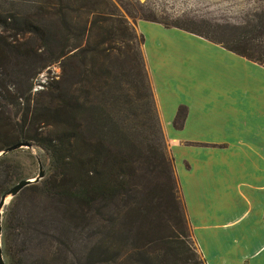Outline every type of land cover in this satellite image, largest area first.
Segmentation results:
<instances>
[{"label": "trees", "instance_id": "1", "mask_svg": "<svg viewBox=\"0 0 264 264\" xmlns=\"http://www.w3.org/2000/svg\"><path fill=\"white\" fill-rule=\"evenodd\" d=\"M113 6L109 0H38L23 11L0 12V153L25 143L50 161L48 175L10 202L26 190L49 200L62 210L65 235L84 227L94 233L97 219L116 221L103 231L105 262L114 238L130 240L132 264H203L187 240L191 232L142 53L144 37ZM183 30L264 67V11L227 42ZM27 39L35 44L25 46ZM112 42L121 45L110 56ZM52 63H58L57 78L46 77L33 90L36 74ZM184 115L179 106L175 129ZM11 152L0 155V197L18 178ZM26 229L15 200L2 235L10 264H77L69 256L71 241L61 249L63 258L30 260ZM147 240L162 253L143 251Z\"/></svg>", "mask_w": 264, "mask_h": 264}, {"label": "crops", "instance_id": "2", "mask_svg": "<svg viewBox=\"0 0 264 264\" xmlns=\"http://www.w3.org/2000/svg\"><path fill=\"white\" fill-rule=\"evenodd\" d=\"M156 25L176 39L156 44L179 72L169 63L172 72L155 75L145 39L142 50L199 252L205 264H264V67L196 34ZM188 46L210 49L247 73L203 75ZM179 106L185 115L175 129Z\"/></svg>", "mask_w": 264, "mask_h": 264}, {"label": "rangeland", "instance_id": "3", "mask_svg": "<svg viewBox=\"0 0 264 264\" xmlns=\"http://www.w3.org/2000/svg\"><path fill=\"white\" fill-rule=\"evenodd\" d=\"M37 1L38 0H0V12L4 13L12 10L23 11L25 7H30L32 2ZM109 1L114 5L113 11L115 13L123 16L127 23L133 27L137 33H140L141 31L144 35L147 47L149 48L148 51L150 54L151 68L155 75H167L169 71L179 72L178 63L176 61L175 63L173 60L170 61L162 51V48L157 47L159 45L156 44L161 41L169 42V40L176 39L156 24H160L164 27L178 26L199 33L212 40L227 42L229 41L228 37H230L232 33L239 32L240 27L248 25L251 21H255L257 16L264 11V0ZM109 8H111V6ZM2 30L3 27L0 26L1 33L3 32ZM6 35L7 32H4V36ZM31 40L27 39L23 44L28 47L34 45L35 43ZM119 45L121 44L118 42H112L109 44L110 56L115 54V50L112 47H119ZM188 47L193 51L191 46ZM188 52L191 53L190 51ZM193 55L201 58V60L197 61L196 65L199 64L202 66L201 72L203 75H243L244 73H247L246 68L243 65H239L238 63L233 65L230 63H223L222 60H219L218 55L215 56L214 52L210 49L205 50L202 47L196 46ZM169 63H173L177 68L171 71V68L174 67V65H169ZM39 64L40 62L37 61L33 67L37 68ZM182 66L185 67L184 64H182ZM186 72H188V70H186ZM189 72L194 73L193 70H189ZM232 72H234V74H232ZM59 73L60 69L58 63L49 64L45 69L36 74V77L34 78V87L36 89L41 88L39 83H42L46 77L56 76L55 78H57ZM35 88H33V90H35ZM248 102L249 106H253L257 103L252 97L249 98ZM162 131L165 138L166 151L169 157L172 158L173 156L170 149L171 144L168 143L163 127ZM7 157L11 161L18 163L16 170L18 178L15 182H12L11 185H14L22 179H33L36 177L38 174L39 163L42 165L44 175L46 176L49 173L50 161L48 154L37 146L18 148L11 153H8ZM172 163L175 172L174 162ZM182 179L184 181V178ZM184 185L186 186L185 183ZM179 194L182 198L180 191ZM11 199H8V203L2 208V235L4 230V220L8 209L16 200L25 227L27 228L25 231V238L30 240L29 246L31 247V250L28 252L30 260L36 261L45 258L47 261H52L53 258H59V255L63 258L64 255H62L63 252L61 249H64L65 245L71 241L69 246V256L76 261L77 264H132V256L135 252L133 246H131L130 240H117L114 238L108 242V255L110 260L109 262H105V255L107 254L102 252V249H104V247H102V245H104L102 244L104 238L103 231L107 229L110 231L111 229L113 230L114 226L117 224L116 221L109 220L108 222H105L97 219V223H95V226L98 227L96 232L91 233L84 227L80 232L75 231L71 234L65 235L62 232V225L60 222L62 210L58 208L54 209L49 200L39 197L32 191L28 190L23 191L12 202H10ZM174 230L175 231H172L170 229L173 233H179L178 230ZM161 233L163 234V232ZM187 240L190 249L194 251V253L202 259L203 264H205L192 234L191 239ZM97 246H100V248ZM141 249L150 253H162L158 246L153 248L148 243V240L146 241L145 246ZM4 259L7 264H10L6 256H4Z\"/></svg>", "mask_w": 264, "mask_h": 264}, {"label": "water", "instance_id": "4", "mask_svg": "<svg viewBox=\"0 0 264 264\" xmlns=\"http://www.w3.org/2000/svg\"><path fill=\"white\" fill-rule=\"evenodd\" d=\"M21 147H30V145L25 144V143H16V144L9 146L5 150H3L0 153V155L2 153L14 151V150L21 148ZM43 177H44V170L42 168V165L39 163L38 174L36 177H34L33 179H22V180L18 181L13 186H11L5 193H3V195H1V197H0V264H6L4 256H3L2 243H1L2 208L8 203V199L15 197L25 186H28V185L33 184V183H37Z\"/></svg>", "mask_w": 264, "mask_h": 264}, {"label": "built area", "instance_id": "5", "mask_svg": "<svg viewBox=\"0 0 264 264\" xmlns=\"http://www.w3.org/2000/svg\"><path fill=\"white\" fill-rule=\"evenodd\" d=\"M36 89V88H35Z\"/></svg>", "mask_w": 264, "mask_h": 264}]
</instances>
